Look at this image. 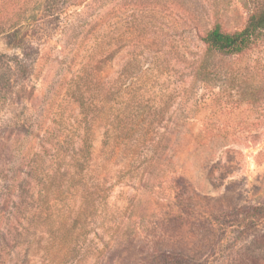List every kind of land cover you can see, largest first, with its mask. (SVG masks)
Wrapping results in <instances>:
<instances>
[{
	"label": "rangeland",
	"instance_id": "374dc122",
	"mask_svg": "<svg viewBox=\"0 0 264 264\" xmlns=\"http://www.w3.org/2000/svg\"><path fill=\"white\" fill-rule=\"evenodd\" d=\"M264 0H0V264H264Z\"/></svg>",
	"mask_w": 264,
	"mask_h": 264
},
{
	"label": "trees",
	"instance_id": "16d2710c",
	"mask_svg": "<svg viewBox=\"0 0 264 264\" xmlns=\"http://www.w3.org/2000/svg\"><path fill=\"white\" fill-rule=\"evenodd\" d=\"M264 29V9L251 13L245 26L236 31H224L219 24L209 30L203 38L205 51L196 67L199 81L208 83L211 68L220 58L243 57L255 43L259 32Z\"/></svg>",
	"mask_w": 264,
	"mask_h": 264
}]
</instances>
